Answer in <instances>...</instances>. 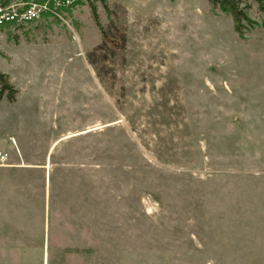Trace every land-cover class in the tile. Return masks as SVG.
<instances>
[{
  "label": "rangeland",
  "instance_id": "374dc122",
  "mask_svg": "<svg viewBox=\"0 0 264 264\" xmlns=\"http://www.w3.org/2000/svg\"><path fill=\"white\" fill-rule=\"evenodd\" d=\"M75 0L0 29V264H264V16ZM94 7L98 27L93 20Z\"/></svg>",
  "mask_w": 264,
  "mask_h": 264
},
{
  "label": "built area",
  "instance_id": "2783aa9c",
  "mask_svg": "<svg viewBox=\"0 0 264 264\" xmlns=\"http://www.w3.org/2000/svg\"><path fill=\"white\" fill-rule=\"evenodd\" d=\"M75 0H0V29L35 23L43 18L62 20V15L72 8ZM7 155L0 154V166Z\"/></svg>",
  "mask_w": 264,
  "mask_h": 264
},
{
  "label": "trees",
  "instance_id": "16d2710c",
  "mask_svg": "<svg viewBox=\"0 0 264 264\" xmlns=\"http://www.w3.org/2000/svg\"><path fill=\"white\" fill-rule=\"evenodd\" d=\"M250 0H208L213 8H217L223 14L230 16L233 22L235 33L242 37L243 33L253 28L256 23L248 16L250 9ZM103 2V0H102ZM257 11L264 16V0H254ZM91 13L96 26L98 27V18L95 8H91ZM264 28V19L261 22ZM15 88L9 83L7 75L0 72V100L5 99L8 103H14L16 97Z\"/></svg>",
  "mask_w": 264,
  "mask_h": 264
},
{
  "label": "crops",
  "instance_id": "0c3cea01",
  "mask_svg": "<svg viewBox=\"0 0 264 264\" xmlns=\"http://www.w3.org/2000/svg\"><path fill=\"white\" fill-rule=\"evenodd\" d=\"M0 154L2 155V154H5V153H0ZM5 155H7V154H5ZM7 158H8V155H7V157H6V161H7ZM6 161H5V162H6ZM5 162H4V165H3L2 167H4V166H6V167H7V166H8V164H7V163H5Z\"/></svg>",
  "mask_w": 264,
  "mask_h": 264
}]
</instances>
